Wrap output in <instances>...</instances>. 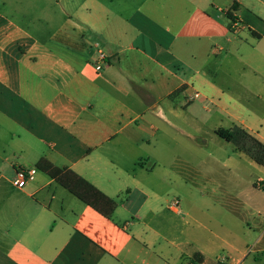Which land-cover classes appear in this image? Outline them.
<instances>
[{
  "label": "crops",
  "instance_id": "obj_1",
  "mask_svg": "<svg viewBox=\"0 0 264 264\" xmlns=\"http://www.w3.org/2000/svg\"><path fill=\"white\" fill-rule=\"evenodd\" d=\"M63 1L48 39L0 13V264H264V167L216 133L264 142V0Z\"/></svg>",
  "mask_w": 264,
  "mask_h": 264
},
{
  "label": "trees",
  "instance_id": "obj_2",
  "mask_svg": "<svg viewBox=\"0 0 264 264\" xmlns=\"http://www.w3.org/2000/svg\"><path fill=\"white\" fill-rule=\"evenodd\" d=\"M236 5L237 4H233V9L237 7ZM232 20L234 22L237 21L234 17H232ZM216 133L221 139L232 144L236 151L246 154L257 164L264 167V142L260 141L240 126H234L229 130L219 129ZM37 168L54 178L61 176L63 173L61 168L55 167L44 158L37 163ZM61 182L72 194L86 205L91 206L107 218L112 217L117 207V203L114 199L107 197L92 184L71 172H69Z\"/></svg>",
  "mask_w": 264,
  "mask_h": 264
},
{
  "label": "rangeland",
  "instance_id": "obj_3",
  "mask_svg": "<svg viewBox=\"0 0 264 264\" xmlns=\"http://www.w3.org/2000/svg\"><path fill=\"white\" fill-rule=\"evenodd\" d=\"M64 5L63 0H0V13L37 37L48 39L57 33L67 18L62 12ZM222 142L225 144L224 151L232 152L233 145Z\"/></svg>",
  "mask_w": 264,
  "mask_h": 264
},
{
  "label": "built area",
  "instance_id": "obj_4",
  "mask_svg": "<svg viewBox=\"0 0 264 264\" xmlns=\"http://www.w3.org/2000/svg\"><path fill=\"white\" fill-rule=\"evenodd\" d=\"M236 23V22H235ZM108 64V58L105 52L99 51L98 52V62L95 64V69L98 72L103 71V67ZM200 94L195 93L193 98H199ZM37 174V169L36 168H23L19 167L16 170V181L15 184L19 189H22L26 186V184L30 181H33L35 179V176ZM260 188L264 190V185L260 184ZM179 201L175 200L174 205L178 206Z\"/></svg>",
  "mask_w": 264,
  "mask_h": 264
}]
</instances>
